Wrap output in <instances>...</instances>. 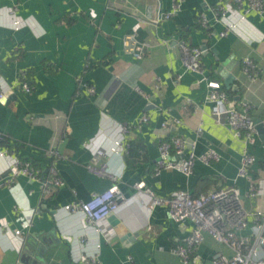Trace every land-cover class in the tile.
Segmentation results:
<instances>
[{
  "label": "crops",
  "instance_id": "1",
  "mask_svg": "<svg viewBox=\"0 0 264 264\" xmlns=\"http://www.w3.org/2000/svg\"><path fill=\"white\" fill-rule=\"evenodd\" d=\"M218 1L182 0L176 14L155 24L151 21L173 11L175 0H0V90L8 95L0 100V150L6 152L0 156V264H81L98 244L102 264H213L216 253L234 255L206 233L185 263L173 247L191 236L194 223L176 222L166 207L148 211L151 196L135 187L142 180L157 196L238 187L251 214L238 239L250 238L244 252L255 242L264 223V194L249 192L252 182L264 188V140L258 136L248 147L257 157L252 179L239 177L246 145L212 115L206 82L198 84L202 75L184 68L177 43L206 48L203 75L220 81L238 108L249 104L250 115L264 122V13L251 11L243 18L238 11L222 21L211 10ZM201 13L212 35L199 23ZM231 25L233 32L220 37ZM132 33L149 44L141 56L124 51L123 38ZM244 58L261 68L256 80L244 72ZM227 60L235 62L229 87L218 72ZM80 80L93 85L95 94L81 91ZM26 81L30 91L23 87ZM145 114L150 120L141 123ZM173 118L181 124L162 127ZM173 135L196 142L197 155L216 149L221 159L210 165L197 161L190 176L176 169L156 174L160 143ZM98 149L107 156H98ZM50 150L58 153L52 162ZM15 156L31 160L44 176L53 164L65 184L45 192L41 182L24 175L5 184ZM103 163L127 198L115 215L139 234L132 242L120 238L108 219L106 232L97 235L82 212L65 209L113 186L109 177L89 168ZM16 229L22 230V241L11 233Z\"/></svg>",
  "mask_w": 264,
  "mask_h": 264
},
{
  "label": "built area",
  "instance_id": "2",
  "mask_svg": "<svg viewBox=\"0 0 264 264\" xmlns=\"http://www.w3.org/2000/svg\"><path fill=\"white\" fill-rule=\"evenodd\" d=\"M126 1V0H125ZM137 2L141 0H135ZM182 5V0H175L174 9L171 12L162 13L160 18L151 21L158 24L163 19H170L176 14ZM212 12L219 20H227L230 13L242 11V17L251 11L259 14L264 13V0H219L218 3L211 7ZM144 22L146 19L140 18ZM199 23L203 29H206L209 34H213L208 17L205 13H201ZM235 29L234 25L225 26L219 32L220 37L227 36ZM178 46L181 52L182 64L187 71L202 75L197 81L198 84L206 82L208 94L206 101L211 104V112L218 123H224L233 136L245 143L246 149L242 155L241 163L238 170L239 177L251 178L250 170L257 162L256 155L249 150V146L255 145L259 132L257 123L250 115V105L242 103V107L238 108L236 103L229 97L226 90L220 81L211 79L205 74L202 64V56L204 49L199 46H193L185 40H179ZM149 47V44L142 43L138 40L135 34H126L123 38V48L128 54L141 56ZM244 72L251 80H256L261 68L251 58L242 60ZM181 78V75H179ZM81 91L86 90L89 94H95L96 89L93 85L80 80ZM23 87L30 91L29 82L26 81ZM138 91L143 93V90L138 88ZM5 97V92L0 90V100ZM187 104L192 105L191 99H187ZM197 107V106H196ZM150 116L145 114L142 122H148ZM224 120V122H223ZM181 124V120L173 118L163 122L162 127L171 129ZM131 131V126L126 124L123 127V132L128 134ZM199 134L203 132L202 127L198 128ZM4 137L0 132V143H3ZM160 155L155 163V172L160 174L163 170L176 169L187 176H190L195 168L197 161H201L206 165H210L221 159V154L216 149H209L201 155L196 153V142L188 140L183 136L173 135L170 140H165L160 143ZM118 148H124V144L120 143ZM96 154L100 157H106L104 149H98ZM0 156H6V152L0 150ZM48 156L53 159L58 156L55 150H50ZM89 168L101 176L109 177L113 182V186L103 192L93 193L91 198L86 201H79L65 206V209L70 212H82L85 216V223L88 228L94 230L97 235L106 232V227L103 226L108 216L116 213L122 203L127 201L126 196L121 191L118 185V177L113 174L107 164L103 163L100 166L90 165ZM7 178L4 183L11 185L19 176H27L33 180L42 183V188L45 192L51 191L53 187H59L65 184L60 177L58 170L52 164L49 168V176H44L42 170L33 165L31 160L23 159L15 156L10 160L7 166ZM139 191L148 193L151 198L147 202L148 211L153 210L157 206L166 207L170 217L176 222L190 220L194 223V229L188 238L181 244L173 247V251L180 256L185 263H189L193 252L201 245L206 233L210 234L215 240L231 247L235 253L232 257H228L222 253H216L213 256V264H264V223L257 227V238L249 249L244 252V247L249 243V237H241L238 239V233L247 229L249 226L250 213L246 210L243 195L238 187H222L220 189L194 195L189 190H176L169 196H157L152 190L147 187L144 180L135 184ZM260 193L264 194V188L252 182L249 194L257 196ZM260 216V218H259ZM261 212L258 213V218H262ZM262 218V219H261ZM26 227L29 224L25 225ZM5 229H10L5 226ZM15 238L23 240V232L21 229L11 231ZM98 250L94 254L83 257L81 264H102L99 250L101 245L98 244Z\"/></svg>",
  "mask_w": 264,
  "mask_h": 264
},
{
  "label": "water",
  "instance_id": "3",
  "mask_svg": "<svg viewBox=\"0 0 264 264\" xmlns=\"http://www.w3.org/2000/svg\"><path fill=\"white\" fill-rule=\"evenodd\" d=\"M203 49H206V48H203ZM234 64H235V62H233V61L229 62V60H227V61H223L222 63H220L218 66V72L225 79V85H227L228 87L235 80V75L232 73V70L234 68ZM7 96L5 95L3 100H5ZM253 119L257 123V129L259 132V137L262 140H264V122H263V120L260 118H256V117L255 118L253 117ZM107 219L109 220V222L111 223V225L113 226V228L115 229L117 234L120 236V238L124 239L126 242L129 243V242L134 241L136 239V237L139 235L138 233H135V234L132 233L126 227L124 222L115 215V213L110 214Z\"/></svg>",
  "mask_w": 264,
  "mask_h": 264
},
{
  "label": "trees",
  "instance_id": "4",
  "mask_svg": "<svg viewBox=\"0 0 264 264\" xmlns=\"http://www.w3.org/2000/svg\"><path fill=\"white\" fill-rule=\"evenodd\" d=\"M34 164V163H33Z\"/></svg>",
  "mask_w": 264,
  "mask_h": 264
}]
</instances>
